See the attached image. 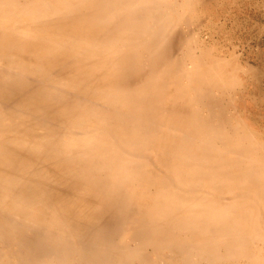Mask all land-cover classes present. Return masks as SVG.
<instances>
[{
    "label": "bare ground",
    "instance_id": "6f19581e",
    "mask_svg": "<svg viewBox=\"0 0 264 264\" xmlns=\"http://www.w3.org/2000/svg\"><path fill=\"white\" fill-rule=\"evenodd\" d=\"M216 1L0 0V264H264L263 72L199 36Z\"/></svg>",
    "mask_w": 264,
    "mask_h": 264
},
{
    "label": "rangeland",
    "instance_id": "374dc122",
    "mask_svg": "<svg viewBox=\"0 0 264 264\" xmlns=\"http://www.w3.org/2000/svg\"><path fill=\"white\" fill-rule=\"evenodd\" d=\"M207 10L199 36L216 45L218 54L233 53L239 64L263 72L255 76L249 85V96L244 97L250 105L245 107L246 113L261 130L264 128V0H218Z\"/></svg>",
    "mask_w": 264,
    "mask_h": 264
}]
</instances>
